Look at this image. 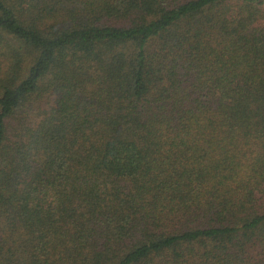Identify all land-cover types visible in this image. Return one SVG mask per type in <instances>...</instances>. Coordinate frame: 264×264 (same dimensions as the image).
Returning a JSON list of instances; mask_svg holds the SVG:
<instances>
[{
	"label": "trees",
	"instance_id": "obj_1",
	"mask_svg": "<svg viewBox=\"0 0 264 264\" xmlns=\"http://www.w3.org/2000/svg\"><path fill=\"white\" fill-rule=\"evenodd\" d=\"M0 264H264V0H0Z\"/></svg>",
	"mask_w": 264,
	"mask_h": 264
},
{
	"label": "rangeland",
	"instance_id": "obj_2",
	"mask_svg": "<svg viewBox=\"0 0 264 264\" xmlns=\"http://www.w3.org/2000/svg\"><path fill=\"white\" fill-rule=\"evenodd\" d=\"M52 104L53 102H49L47 99H45L40 105L37 106V110L43 112V110H45L44 108L48 109L49 108L48 105H52ZM31 116H32L31 122L32 124H35L39 120V118L37 117L36 113H33Z\"/></svg>",
	"mask_w": 264,
	"mask_h": 264
}]
</instances>
